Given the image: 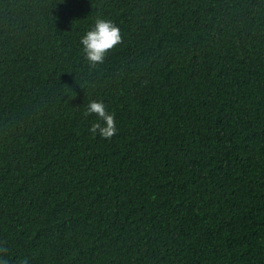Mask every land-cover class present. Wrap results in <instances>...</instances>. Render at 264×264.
Here are the masks:
<instances>
[{"label": "trees", "instance_id": "obj_1", "mask_svg": "<svg viewBox=\"0 0 264 264\" xmlns=\"http://www.w3.org/2000/svg\"><path fill=\"white\" fill-rule=\"evenodd\" d=\"M0 264H264V0H0Z\"/></svg>", "mask_w": 264, "mask_h": 264}, {"label": "clouds", "instance_id": "obj_2", "mask_svg": "<svg viewBox=\"0 0 264 264\" xmlns=\"http://www.w3.org/2000/svg\"><path fill=\"white\" fill-rule=\"evenodd\" d=\"M121 41L118 27L108 19L96 18L92 25L80 36L79 43L85 59L91 65L102 63L106 51ZM96 114L100 121H93L88 129L92 135L103 138L111 137L115 131L113 114L106 111L105 105L99 100H89L85 107V115Z\"/></svg>", "mask_w": 264, "mask_h": 264}]
</instances>
